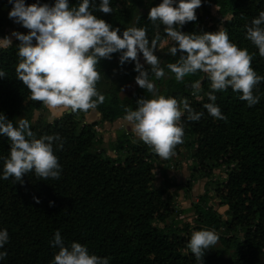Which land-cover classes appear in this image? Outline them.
Returning a JSON list of instances; mask_svg holds the SVG:
<instances>
[{
    "label": "trees",
    "instance_id": "obj_1",
    "mask_svg": "<svg viewBox=\"0 0 264 264\" xmlns=\"http://www.w3.org/2000/svg\"><path fill=\"white\" fill-rule=\"evenodd\" d=\"M35 2L25 0L26 5ZM53 2L40 0L50 5ZM159 2L111 0V13L98 8L92 11L121 31L131 26L144 27L149 39L160 33L159 44L166 38L165 26L147 18L149 8ZM77 3L78 0H69L70 7ZM0 6L8 11L12 7L8 0H0ZM211 6L216 7L215 12ZM261 10L264 0H201L195 9L196 21L184 23L179 30L214 32L223 27L232 43L248 49L252 54L250 66L264 76V57L245 35V26ZM213 23L217 28L212 31ZM4 35V19L0 15V37ZM168 46L154 52L161 59L164 75L158 79L150 75V79L159 94L187 98L194 111L203 113L197 121L187 120V113L182 115L183 142L174 151L183 146L193 170L202 168L199 176H212L217 167H226L217 195L221 204L227 206L224 213L228 217L224 219L208 204L206 192L192 204L194 230L214 228L219 233V244L205 250L203 264H264V81L254 91H258L260 99L252 106L240 100L239 93L230 87L216 91L215 103L226 119L214 118L203 108L209 102L206 93L211 91L210 81L199 71L176 81L166 65L175 62L180 51L173 57L167 52ZM111 57L100 58L97 65L100 79L96 88L104 95V101L94 109L98 119L81 123L78 114L85 111L65 109L52 120H33L34 111L43 110L46 105L33 99L30 90L16 78L15 67L20 59L16 44L0 47V69L5 72V77L0 78V113L14 126L22 116L37 138L59 134L62 141L60 147L53 145L61 165L59 179L43 180L32 171L22 175V182L15 183L11 176L0 179V228L7 229L9 235L0 249L7 252L0 264H49L58 251L50 243L56 230L66 246L79 242L90 253L110 257L109 264H198L187 248L190 236L155 224L165 221L172 209L166 196L170 185L165 174L167 162L161 169L162 186H155L153 169L158 154L144 142H130V132L118 131L112 143L115 156L95 148L101 141L95 129L100 121L112 123L123 118L126 109L137 107L138 98L152 96L138 85L130 94L121 95L122 87L138 73L133 70V62L119 63V52ZM196 80L201 81L200 91L193 95L191 84ZM9 145L7 137L0 136V157L8 155ZM190 175L188 186L196 179L195 173ZM49 201L53 203L50 205ZM238 231L243 236L234 233Z\"/></svg>",
    "mask_w": 264,
    "mask_h": 264
},
{
    "label": "clouds",
    "instance_id": "obj_2",
    "mask_svg": "<svg viewBox=\"0 0 264 264\" xmlns=\"http://www.w3.org/2000/svg\"><path fill=\"white\" fill-rule=\"evenodd\" d=\"M12 7L8 17L29 31H13L11 35L19 43L15 67L16 78L30 90L33 99L43 102L50 109L63 107L72 112L95 109L104 101V95L97 91L96 82L100 79L97 70L100 58L111 59L112 53L119 52L121 65L133 62V70L138 74L135 83L152 93L150 98L140 97L137 107L126 109L123 120L127 121L140 141L149 145L159 157L167 159L174 155L175 146L183 142L184 128L181 117L197 121L203 115L194 111L187 98L179 100L171 95L159 94L155 83L164 75L161 59L154 54L159 50L157 33L151 39L144 27L131 26L122 31L113 27L92 9L111 13V0H78L76 6H69V0H54L49 3L25 4V0H8ZM201 0H160L149 8L147 18L154 24L164 25L163 32L170 41L167 52L173 57L178 50L179 57L166 67L174 73L176 81L198 71L204 73L211 91L206 93L208 101L203 108L214 118L221 120L226 116L215 103L216 91L231 88L239 93V99L248 106L259 102L257 86L264 81L250 65L252 54L247 48H240L229 40L227 31L221 27L217 31L182 32L180 27L188 21H196L195 9ZM157 25V27H158ZM175 25V27H174ZM246 38L264 57V10L253 17L246 25ZM120 32V35L117 33ZM35 41V42H34ZM11 40L0 38V45H10ZM142 54L143 63L137 58ZM147 65V69L145 68ZM5 72L0 69V78ZM201 81L191 84L193 95L200 91ZM0 136L10 141L6 157H0V179L14 178L22 182L23 174L32 171L43 180L59 179L61 165L54 153L53 145L61 146L59 134L41 135L38 138L29 128V122L20 118L16 125L0 113ZM39 202L37 197H33ZM53 202L49 201L51 205ZM219 238L214 228L192 231L187 248L195 256L198 264H203L205 250L212 248ZM5 228H0V249L8 242ZM51 244L58 248L49 264H109L110 257L90 253L85 245L72 241L65 245L59 230L54 233ZM7 255L0 250V260Z\"/></svg>",
    "mask_w": 264,
    "mask_h": 264
},
{
    "label": "rangeland",
    "instance_id": "obj_3",
    "mask_svg": "<svg viewBox=\"0 0 264 264\" xmlns=\"http://www.w3.org/2000/svg\"><path fill=\"white\" fill-rule=\"evenodd\" d=\"M211 11L215 12L216 7L211 6ZM0 15L4 19V36H7L11 40V44H18L19 41L11 35L13 31H19L21 33H27L28 29L24 28L18 23H14L12 19L8 17V9L4 6H0ZM206 29V25H204ZM216 25L213 23L212 31L216 30ZM174 42L170 41L169 38L162 40L158 46L159 48L163 45L172 44ZM7 45H0L4 47ZM138 59L143 63V58L140 53H138ZM137 86L135 80L128 82L122 87L121 95H128L132 90ZM179 100V99H178ZM65 108L57 107L55 109H50L46 106L43 110L34 111L33 120L39 118L41 120H52L54 117L61 116ZM86 112V113H85ZM80 112L81 123L91 122L95 119H98L99 115L94 109H89L88 111ZM20 118H23L22 116ZM118 121V122H117ZM97 134L101 137V141L95 144L97 150H104L106 154L115 156V151L112 148V143L116 140L118 131L124 129L131 133L130 142L140 141L134 134L132 126L125 120H116L112 123L107 121H100L95 126ZM142 143V141L140 142ZM167 162L165 167V174L170 179V185L166 188V196L169 202L170 207L172 208L168 213V217L163 222L155 221V224L159 227L164 228L165 230H171L178 233L179 235L190 236L192 231H194V208L193 202H195L198 196L204 192L209 196L208 204L212 205L214 209L222 213V217L226 219L228 215L224 212L227 208L226 205L221 204L220 198L217 195L220 187H222L221 182L224 181L226 175V167L220 166L213 170L212 176H199L202 173V168L193 170V164L191 159L188 156L185 148L183 146L179 147V151H174V155H171L169 158L164 159L157 157L154 162V173L155 178L153 185L162 186V167ZM191 173H195L196 179L195 182L190 186L186 184ZM221 181V182H220ZM174 222V224H172ZM238 230V229H236ZM239 236H243L242 231L234 232ZM219 241L215 245H218Z\"/></svg>",
    "mask_w": 264,
    "mask_h": 264
},
{
    "label": "crops",
    "instance_id": "obj_4",
    "mask_svg": "<svg viewBox=\"0 0 264 264\" xmlns=\"http://www.w3.org/2000/svg\"><path fill=\"white\" fill-rule=\"evenodd\" d=\"M121 119L123 120V118H119L118 120H121ZM117 122H118V121H117Z\"/></svg>",
    "mask_w": 264,
    "mask_h": 264
}]
</instances>
